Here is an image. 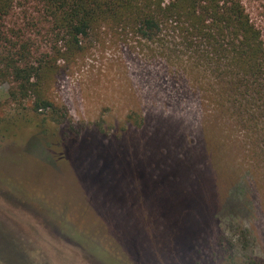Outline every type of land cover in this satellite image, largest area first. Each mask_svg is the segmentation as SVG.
<instances>
[{
  "label": "rangeland",
  "instance_id": "374dc122",
  "mask_svg": "<svg viewBox=\"0 0 264 264\" xmlns=\"http://www.w3.org/2000/svg\"><path fill=\"white\" fill-rule=\"evenodd\" d=\"M239 1L264 41V0ZM174 35L165 29L164 49L155 51L128 27L108 24L66 56L43 7L12 2L0 20V54L21 66L51 64L40 82L51 107L36 111L31 91L22 97L20 82L0 78V264H111L109 258L119 264H193L194 247L206 251L210 264H264L261 169L237 159V149L228 147L243 145L249 152L248 132L239 123L240 113L219 95L225 85L218 72L195 57L206 49L189 51ZM140 119L146 130L134 127ZM115 132L129 138L114 141ZM189 136L201 140L202 149L199 143L188 147ZM180 137L184 153L200 163L193 169L201 170V183L179 218L180 250L173 256L176 237L162 221L166 233L150 223L137 237L101 214L89 184L99 158L86 148L100 147L108 157L119 145L129 156L144 149L139 163L146 166L152 159L145 153L149 142L170 150L182 146ZM246 164L251 167H242ZM174 173L179 175V166ZM176 209L165 213V221L177 218ZM129 237L136 238L133 245ZM134 245L148 252L132 251Z\"/></svg>",
  "mask_w": 264,
  "mask_h": 264
},
{
  "label": "trees",
  "instance_id": "16d2710c",
  "mask_svg": "<svg viewBox=\"0 0 264 264\" xmlns=\"http://www.w3.org/2000/svg\"><path fill=\"white\" fill-rule=\"evenodd\" d=\"M13 1L0 0V20L7 14ZM25 1L35 2L43 7L54 32L63 41L66 56L75 50L79 52L82 40L88 38L95 29L108 24L121 28L128 27L131 34L140 41L154 45L155 51L164 49L161 35L165 29L176 31L175 38L184 42L189 51L199 53L195 49L205 48L203 54H197L195 57L206 69L218 72L219 80L225 85L219 95L223 96L227 105L240 113L239 123L248 132L247 143L251 144L249 152L243 145L237 147L230 143L228 147L237 149L235 150L237 159L255 163L259 170L261 169L264 183V41L261 31L251 22L239 0H173L167 5H163L162 0ZM21 54L19 62L24 58ZM1 64L5 67L0 69V78L11 76L20 82L22 97L31 91L36 96L34 106L36 111L51 107V104L42 98L40 88V82L48 73L51 64L45 62L39 66L27 64L21 66L0 54ZM226 109L227 106L224 110ZM134 123L136 125L134 127L140 129L147 127L141 119L139 122L135 120ZM151 135L149 132L146 140H150ZM127 136L126 132L123 134L115 132L110 135V139L122 142L129 138ZM181 139L184 142L185 140L180 137L182 145ZM187 139L188 147L196 148L198 146L195 144L199 143L202 149L201 140L197 141L190 136ZM230 139L231 136L228 137V140ZM86 142L87 139H83L81 143ZM149 143L150 148L146 149L145 153L152 159H148L146 166L139 163L143 159L144 149L140 155L129 156L122 153L123 147L119 145L118 152L108 157L105 153L99 152L100 147H87L86 150L90 149L91 153L99 158L95 166L96 176H92L89 181L90 190L96 198L95 202L99 205L101 214L111 217L115 226L121 225L131 236L142 235L141 229L150 223L166 233L159 221L169 228L172 227V235L176 238L173 243L174 249L170 250V253L174 256L176 250H180L179 243L177 245V239H180L178 221L182 219L179 218L186 215L187 199L192 195V191L199 189L201 183L198 179L200 177L198 171L201 170L193 169L200 163L184 153L182 147L185 149V143L170 150L165 146L155 145V141ZM79 146L84 147V144L78 145L77 148ZM80 151L77 149V153L82 154ZM198 152L200 153V150ZM169 155L172 157L169 158ZM79 160L85 159L80 157ZM201 163L206 169L207 163ZM82 164L85 166L84 162ZM123 165L131 168L130 171L124 170ZM105 166L110 173H106V169L103 170ZM175 166L180 167L178 176L174 173ZM198 167L203 168L202 165ZM242 167L251 166L246 164ZM143 203L148 206H143ZM176 207L172 214L177 212V218H172L174 221L170 218L165 221V213ZM145 215H149V219L145 218ZM127 223L131 226L128 227ZM135 240L136 238L129 237L132 245ZM138 245H134L132 251L142 248L145 249L143 252H148L147 247ZM196 249L193 264H204L203 260L207 261L205 264H210L206 251ZM98 255L104 257L100 253ZM109 259L111 264H119Z\"/></svg>",
  "mask_w": 264,
  "mask_h": 264
}]
</instances>
